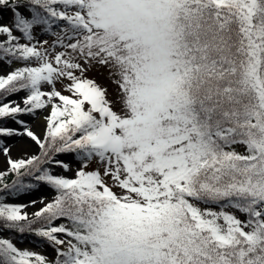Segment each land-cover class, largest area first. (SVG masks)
I'll return each instance as SVG.
<instances>
[{"label": "snow or ice", "instance_id": "6c2138e0", "mask_svg": "<svg viewBox=\"0 0 264 264\" xmlns=\"http://www.w3.org/2000/svg\"><path fill=\"white\" fill-rule=\"evenodd\" d=\"M0 264H264V0H0Z\"/></svg>", "mask_w": 264, "mask_h": 264}]
</instances>
